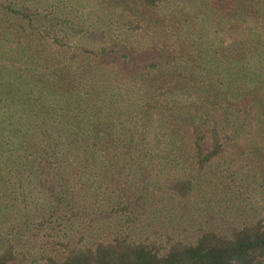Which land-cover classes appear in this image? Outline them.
Here are the masks:
<instances>
[{"label":"trees","instance_id":"trees-1","mask_svg":"<svg viewBox=\"0 0 264 264\" xmlns=\"http://www.w3.org/2000/svg\"><path fill=\"white\" fill-rule=\"evenodd\" d=\"M0 264H264V0H0Z\"/></svg>","mask_w":264,"mask_h":264}]
</instances>
